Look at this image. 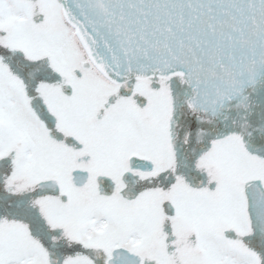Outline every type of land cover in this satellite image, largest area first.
Returning a JSON list of instances; mask_svg holds the SVG:
<instances>
[{
  "label": "snow or ice",
  "instance_id": "6c2138e0",
  "mask_svg": "<svg viewBox=\"0 0 264 264\" xmlns=\"http://www.w3.org/2000/svg\"><path fill=\"white\" fill-rule=\"evenodd\" d=\"M0 264H264V0H0Z\"/></svg>",
  "mask_w": 264,
  "mask_h": 264
}]
</instances>
